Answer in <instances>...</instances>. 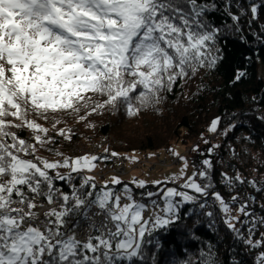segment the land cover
<instances>
[{
    "label": "snow or ice",
    "instance_id": "6c2138e0",
    "mask_svg": "<svg viewBox=\"0 0 264 264\" xmlns=\"http://www.w3.org/2000/svg\"><path fill=\"white\" fill-rule=\"evenodd\" d=\"M233 6L232 0H224L223 14L239 32L242 14L249 13L255 21L264 0H253L235 12ZM218 10L216 0H0V264H119L144 259L143 245L152 243L146 237L178 221L182 205L197 204L202 215L214 218L217 211L206 210L209 198L247 251L264 249V232L257 237L264 217L250 213L251 204L240 193L226 199L213 190L211 159H202L199 167L193 164L192 175L178 187L143 193L163 200L161 207L151 199L160 211L145 218L146 204L136 201L127 186L122 194L108 183L97 191L95 178L87 175L78 188L71 185V193L57 187L56 181L71 184L73 173L91 171L99 157L48 160L35 155L55 143L39 119L69 113L83 121L121 106L136 116L158 104L160 93L171 91L179 80L214 68L222 59L217 47L222 33L221 26L209 22V14ZM243 76L238 72L234 80ZM59 123L54 120L52 127ZM220 124L216 117L209 131L216 133ZM12 129L30 130L32 142ZM57 135L72 138L71 129L59 128ZM216 147L210 146L209 153ZM175 155L183 167L181 175L170 178L173 182L189 167L185 157ZM222 176L225 187L250 183L264 192L256 181L239 174ZM110 183L121 181L112 177ZM134 183L145 188L143 180ZM122 196L128 202L122 203ZM74 216L83 219L73 221ZM215 222L210 219L209 227ZM254 264H264V250Z\"/></svg>",
    "mask_w": 264,
    "mask_h": 264
},
{
    "label": "trees",
    "instance_id": "16d2710c",
    "mask_svg": "<svg viewBox=\"0 0 264 264\" xmlns=\"http://www.w3.org/2000/svg\"><path fill=\"white\" fill-rule=\"evenodd\" d=\"M216 2L219 10L209 14V22L221 26L222 35L217 47L221 49L222 59L214 68L202 69L195 76L179 80L171 91L160 93L161 100L158 104L141 109L136 116H129L125 107L121 106L118 110L105 109L94 113L83 121L77 115L69 113H59L55 117L50 114V119H53L51 122L39 119L37 122L47 128V135L55 140L54 144L43 147L45 152H56L59 147L83 139H98L113 134L126 141L125 152H140L149 159V152H157L158 155L162 150L169 155L178 144L185 147L195 140L206 139L211 121L220 117L221 124L217 132L221 129L224 132L218 152L214 155L208 151L204 155L197 154L192 157L191 164L199 167L202 159H211L213 168L210 171V181L213 190L221 192L226 199L240 193L241 199L247 198L251 204L249 212L257 218L264 217V192L257 191L250 183L225 187L222 176L223 173L230 177L239 174L247 181H256L257 187L264 188V119L260 118L264 116V75L261 77L259 74V62L264 72V8H261L259 18L255 21H250L249 13L242 14L238 24L241 31L238 32L231 27L234 22L223 14L224 0ZM252 2L253 0H232L233 11H237L241 5L246 9ZM255 2L260 3L261 0ZM238 72H243L244 76L240 81H235L234 76ZM80 115H85V112L82 111ZM56 119L60 120L63 128L71 129V140L64 139L49 129L53 128ZM229 125L235 127L225 135ZM12 130L32 142L30 130ZM240 133H245V141L250 146L253 157L247 165H240L238 162L226 165V143L228 140L234 142ZM233 144L235 149L239 148L236 142ZM180 156L188 158L186 152ZM97 162L102 166L111 164L108 158L98 159ZM180 163L182 164V160ZM223 163L227 166L226 169ZM110 175L123 176L113 172H107L103 176L96 173L94 182L97 191L102 188L97 178ZM72 176L71 184L56 181L57 187L71 193V185L78 188L82 182L81 177L87 175L73 173ZM125 186L132 190L136 201L148 202L149 198L143 195L148 191L147 188H143L141 192L122 183L110 184L109 188L123 193ZM122 199L125 200L124 203L128 202L126 197L122 196ZM40 203L46 204L43 199ZM206 210L217 211V215L209 218L201 214L202 210L197 204L182 205L178 221L146 237L152 243H144V259L134 258L131 262L123 260L119 264H205L211 261H215V264H235L236 261H240V264H254L257 253L264 249L247 251L223 224L222 215L218 213L211 198L208 199ZM82 219L80 216L72 218L73 221ZM210 219L216 221L213 227H209ZM71 226L70 222L69 227ZM240 227L242 231H247L245 225ZM260 232H264V227L258 226L257 237Z\"/></svg>",
    "mask_w": 264,
    "mask_h": 264
},
{
    "label": "rangeland",
    "instance_id": "374dc122",
    "mask_svg": "<svg viewBox=\"0 0 264 264\" xmlns=\"http://www.w3.org/2000/svg\"><path fill=\"white\" fill-rule=\"evenodd\" d=\"M259 74L261 77H263L264 72L262 69V65L261 62H259ZM50 117L48 118L47 121L51 122ZM59 128H63V126H61V123L59 125L56 126V129L53 128H49L52 131L57 133V129ZM65 129V128H63ZM210 137V138H209ZM221 139L222 136L219 137L216 133L210 132L208 130V134L205 138L199 139V140H195L194 142H192L190 145L188 146H183L181 144H178L175 146L174 150L167 155L166 152L164 151H159L160 154L163 156V158L168 159L170 161V159L172 158L170 155H175V153H179V155H182L186 152L187 157H185L188 161L189 167L186 169V171L182 174L183 178L176 180V181H171L170 178L174 175H181V169L183 167V161L182 164L180 163L175 164L172 163L170 164L168 167L167 166H163L162 165H154L156 164L158 161L157 160V152H149V159L145 160V154L143 155L140 152H132V153H127L125 152V147H126V141L116 135L111 134L110 136H105L102 138H93V139H83L77 142H74L72 144L66 145L64 147H59L57 149L56 152H45V150L43 148H39V150L36 152V156L40 157L41 159H48V160H59L65 157H70V158H76V157H82V156H96V150L100 151V150H107L106 152L108 153V155H111L112 152L117 153L118 156H126V160L127 162L125 163L124 167L125 170L127 171V173L123 176H117V175H110L108 177H105L102 179L97 178V182L100 184V186H102V188L105 186L106 183H108V187L111 184V178L112 177H116L118 178L122 184H127L130 185V187L133 189L134 187L139 189L141 192L142 190H144L143 188H139L137 186L136 183H134V181H140L143 180L145 181V188H147L148 191H152V192H160L162 193V191L167 188V187H175L176 185H180L179 182H184V179H186L188 176H191L194 169L192 167L191 164V159L193 156L197 155V154H201L204 155L206 153V151L209 152V147L210 146H215V145H219L221 144ZM204 140H207L208 143H204ZM197 146H203V149H200L199 151H193L192 149H194V147L196 148ZM219 147L214 148V150L210 153L211 155H214L218 152ZM57 153H59L60 155H58ZM159 155V154H158ZM177 156V155H175ZM251 158L253 157L252 153H251ZM112 157V156H110ZM120 158V157H118ZM245 159H243L242 161H238V163L240 165H247V163H245ZM113 163L114 165L118 164L117 158L114 160L113 159ZM143 161V162H142ZM155 162V163H154ZM95 164V167L91 170V171H84L83 173H86V175H91L94 177V175L97 173L101 176H103L104 174H106V172H103V174L101 173L102 171V165H100V163H98L97 161L93 162ZM152 163H154L153 165H151ZM226 164V163H225ZM223 163L224 169H226V165ZM156 166V167H155ZM107 169V168H106ZM60 172L67 174L68 173V169H59ZM117 173V172H116ZM115 174V173H114ZM155 181H162L163 183H161L160 185L155 184ZM115 185V184H113ZM129 187V186H128ZM129 187V188H130ZM111 189V188H110ZM113 190V189H112ZM132 192V190H131ZM117 193V192H116ZM117 194H122V193H117ZM147 197V196H146ZM148 198V197H147ZM151 199H155L157 201V203L163 207V200L159 197H154ZM151 199L148 200V202H141V203H145L146 204V211L148 212V215L145 218H148L149 216H151L153 214V212H159L160 209L159 208H155L152 203H151ZM39 211H42V209H40Z\"/></svg>",
    "mask_w": 264,
    "mask_h": 264
},
{
    "label": "built area",
    "instance_id": "2783aa9c",
    "mask_svg": "<svg viewBox=\"0 0 264 264\" xmlns=\"http://www.w3.org/2000/svg\"><path fill=\"white\" fill-rule=\"evenodd\" d=\"M242 122H245V120H242ZM216 134L221 137L222 135L219 133V132H216ZM246 135L245 133H240V134H237L234 142H236V144L239 146L238 149H235V146H234V142L233 140H228L227 143H226V150H228L226 156H225V160H226V165L229 163V162H238V161H242L243 162V159H245V163H248L251 159V148L250 146L248 145V143H246ZM96 157H99L100 159L102 160H105L106 158L110 159V165H106V166H102V171L101 173L103 174V172H113L115 174H118V175H124L126 174V170H125V163L127 162L126 160V156H112V155H108V153L106 152V150H96ZM112 156V157H110ZM120 157V158H118ZM117 158V161H118V164L114 165V161L113 159L115 160ZM145 160H148L147 156L145 157ZM158 161L156 164L152 163L151 165H162V167L164 166H169L170 164L172 163H175V164H180L181 160L177 157H173L170 159V161L168 159H165L163 158L160 154L157 155V160ZM143 162V161H142ZM172 162V163H171ZM158 164V165H157ZM155 166V167H156ZM107 168V169H106ZM106 172V173H107ZM117 172V173H116ZM178 187V185H176ZM125 200L122 199V203H124ZM46 206V204H45ZM143 215L146 217L148 215V212L145 211L143 213ZM98 222V221H97ZM86 226V225H85Z\"/></svg>",
    "mask_w": 264,
    "mask_h": 264
},
{
    "label": "bare ground",
    "instance_id": "6f19581e",
    "mask_svg": "<svg viewBox=\"0 0 264 264\" xmlns=\"http://www.w3.org/2000/svg\"><path fill=\"white\" fill-rule=\"evenodd\" d=\"M222 132H224V130L222 131V129L221 130H219V133L222 135ZM200 149H203V146H200ZM199 149V150H200Z\"/></svg>",
    "mask_w": 264,
    "mask_h": 264
}]
</instances>
